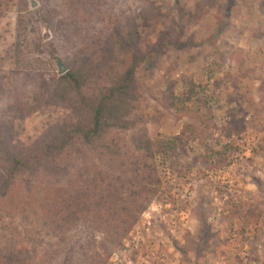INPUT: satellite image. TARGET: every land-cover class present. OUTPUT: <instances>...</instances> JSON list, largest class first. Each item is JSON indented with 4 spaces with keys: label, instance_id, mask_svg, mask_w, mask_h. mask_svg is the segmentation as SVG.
<instances>
[{
    "label": "rangeland",
    "instance_id": "rangeland-1",
    "mask_svg": "<svg viewBox=\"0 0 264 264\" xmlns=\"http://www.w3.org/2000/svg\"><path fill=\"white\" fill-rule=\"evenodd\" d=\"M134 57L136 126L55 159ZM57 58L82 94H25ZM15 70L41 107L23 118L0 90V192L26 163L0 207V264L23 246L24 264H264V0H0V77ZM190 82L172 109L163 96Z\"/></svg>",
    "mask_w": 264,
    "mask_h": 264
},
{
    "label": "trees",
    "instance_id": "trees-1",
    "mask_svg": "<svg viewBox=\"0 0 264 264\" xmlns=\"http://www.w3.org/2000/svg\"><path fill=\"white\" fill-rule=\"evenodd\" d=\"M22 23L23 22H21L20 19V29L24 30V26H26V24L23 23V25ZM16 46L19 50L21 47V42L19 40ZM23 62L24 59L22 60V55H17L16 65L22 64ZM52 63H54L55 68H58V70L57 73L47 71V75H49L48 78L46 77V71H40V73L36 76V79H34L29 73L26 75L25 82L26 85L29 84V88H27L26 85L24 86L23 90H25V94H27L28 91L30 92L33 89H36V87L34 88V85H37L40 89L39 91H36L38 95L41 96L44 93L46 94L50 91L49 86L53 80L59 81V83L63 84L64 88L69 91L82 94L85 84L83 71L80 68L67 69L63 61L58 58ZM138 67L139 63L137 57H134V63L123 75L121 81L112 86L105 94L101 95L100 99L94 104L90 112L91 119L88 123L74 124L70 127V129L67 128L66 131H62L58 134L57 143L51 149L55 154V159H61L66 150L75 143L81 142L92 145L109 130L116 129L119 131H128L136 126L137 114L135 107L136 102L138 101V95H136L134 91V80L137 75ZM18 75L19 73L15 70L12 73L0 77V81L4 83L0 90H3L4 94L6 92L9 97L13 96L16 98L17 96L16 100H20L18 103L17 115L26 118L36 113L40 109L41 104L38 103L36 105L32 104L30 100L21 99L18 85L15 87L13 83L10 82L14 78H18ZM186 86V89L180 96H177L174 89L170 87L167 94L163 96V100H165L172 109L178 108L179 104L184 103L185 98L186 100H191L195 95L196 84L194 82H190V84H186ZM41 98L42 97L39 99ZM36 102L40 101L36 100ZM145 146L148 151H152V148L149 147H154L151 143H146ZM23 168H26V163L18 158H13L12 166L8 171L7 183L5 188L2 189V192H0V207L7 204L6 201L10 198V192L15 187L17 177L20 174L19 171ZM90 217L95 218L93 214L90 215ZM44 220V226L47 227L48 221L47 219ZM114 236L116 237L117 235ZM25 253L26 250L23 246L22 249L16 252L12 251L9 255L8 253L2 254L11 258L10 264H24L21 259Z\"/></svg>",
    "mask_w": 264,
    "mask_h": 264
}]
</instances>
